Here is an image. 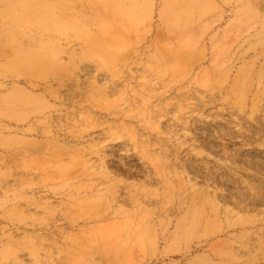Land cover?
<instances>
[{
	"label": "rangeland",
	"instance_id": "rangeland-1",
	"mask_svg": "<svg viewBox=\"0 0 264 264\" xmlns=\"http://www.w3.org/2000/svg\"><path fill=\"white\" fill-rule=\"evenodd\" d=\"M17 1L0 0V264H264V0H67L50 14L78 29L60 31L4 25ZM194 162L258 206L238 219Z\"/></svg>",
	"mask_w": 264,
	"mask_h": 264
},
{
	"label": "bare ground",
	"instance_id": "bare-ground-1",
	"mask_svg": "<svg viewBox=\"0 0 264 264\" xmlns=\"http://www.w3.org/2000/svg\"><path fill=\"white\" fill-rule=\"evenodd\" d=\"M111 1L114 5H118L122 11L126 10L127 14L132 17H136L142 10V3L144 0H107ZM67 0H18L15 4L16 9L18 11L19 17L17 19L12 20L10 18L9 21H4V25L6 26H13L14 24H26V25H33L38 26L45 29H52L56 31L63 30L67 27H74L76 30L78 29V26L75 25L73 22H65L64 19L61 16H53L50 14V9L57 6H63ZM37 9H40L41 11L39 13H36ZM132 14H135L132 15ZM35 41V40H32ZM41 54L43 56V61L46 62L47 66L51 63H54L56 56L54 55V52L48 48L42 46ZM49 68H52L50 66ZM130 111V110H129ZM126 123V122H124ZM141 140L144 144H150L151 141L149 138H146L144 134H141ZM93 140V139H92ZM96 164H92V169H94L96 172H99V175H101L103 178H110L112 180H116L117 176H113L114 173L122 172L121 170L114 171V165L115 161H113V164H108L104 158V155H100L97 161H95ZM117 163V162H116ZM190 171L193 174H205L209 176L210 178L214 179H221L226 184V190L229 191L231 196L235 197L236 200L234 201L235 206L238 208L237 215L239 216L238 219L242 218L241 212H250L251 210L255 209L258 206V202L256 201V198H252L248 193L238 191L237 187L235 186V181L229 176H227L226 173H220L218 170H213L211 168H207L203 165V163H190ZM207 169V170H206ZM120 175V174H119ZM156 182V181H155ZM120 189L117 187H114L113 194H117L115 197H113V201L117 202H126L127 197L123 196V194L120 193ZM120 193V194H119ZM222 200L225 199L226 196H219ZM213 202V200H212ZM236 210V209H235ZM244 220V219H243ZM238 220V221H243ZM129 241V237H125L124 243ZM156 243V241H155Z\"/></svg>",
	"mask_w": 264,
	"mask_h": 264
}]
</instances>
